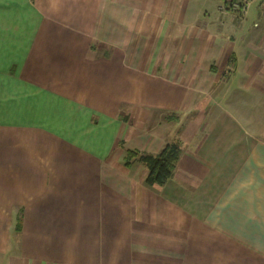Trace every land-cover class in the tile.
Here are the masks:
<instances>
[{
  "label": "crops",
  "instance_id": "obj_1",
  "mask_svg": "<svg viewBox=\"0 0 264 264\" xmlns=\"http://www.w3.org/2000/svg\"><path fill=\"white\" fill-rule=\"evenodd\" d=\"M0 264H264V0H0Z\"/></svg>",
  "mask_w": 264,
  "mask_h": 264
},
{
  "label": "trees",
  "instance_id": "obj_2",
  "mask_svg": "<svg viewBox=\"0 0 264 264\" xmlns=\"http://www.w3.org/2000/svg\"><path fill=\"white\" fill-rule=\"evenodd\" d=\"M180 155V144L173 142L167 144L157 154L143 150H128L125 156V164L131 165L135 161L143 163L148 168L145 182L148 185H162L172 177ZM18 221L20 222V218Z\"/></svg>",
  "mask_w": 264,
  "mask_h": 264
},
{
  "label": "built area",
  "instance_id": "obj_3",
  "mask_svg": "<svg viewBox=\"0 0 264 264\" xmlns=\"http://www.w3.org/2000/svg\"><path fill=\"white\" fill-rule=\"evenodd\" d=\"M231 2V9L245 15L249 12L252 0H229Z\"/></svg>",
  "mask_w": 264,
  "mask_h": 264
}]
</instances>
